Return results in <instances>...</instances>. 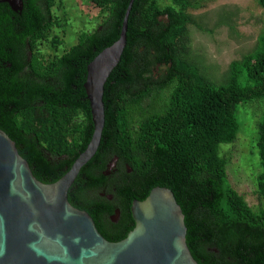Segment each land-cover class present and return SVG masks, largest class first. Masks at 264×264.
<instances>
[{
    "label": "trees",
    "instance_id": "obj_1",
    "mask_svg": "<svg viewBox=\"0 0 264 264\" xmlns=\"http://www.w3.org/2000/svg\"><path fill=\"white\" fill-rule=\"evenodd\" d=\"M44 1L50 11L58 0ZM91 1L109 13L106 20L47 59L48 65L40 45L50 42L57 50L63 39L42 26L39 0H24L25 16L16 20L8 8L7 24L12 25L0 21V128L44 183L61 179L92 139L87 68L120 38L130 2ZM171 1L162 7L159 0H135L127 47L106 84L102 142L71 186L69 200L91 214L98 200L89 199L87 190L107 180L113 185L110 193L120 191L129 199L144 200L154 187H169L183 208L187 242L201 264H264V206H254L236 188L223 152L241 133L239 106L264 98V31L257 49L234 60L225 81L218 83L186 56L190 11L206 0ZM259 4L264 9V0ZM24 21L27 30L18 36L23 29L18 22ZM24 41L32 52L26 72ZM163 66L168 74L165 70L156 79L155 70ZM258 127L263 171L257 192L264 197V116ZM115 156L119 161L112 166Z\"/></svg>",
    "mask_w": 264,
    "mask_h": 264
},
{
    "label": "water",
    "instance_id": "obj_2",
    "mask_svg": "<svg viewBox=\"0 0 264 264\" xmlns=\"http://www.w3.org/2000/svg\"><path fill=\"white\" fill-rule=\"evenodd\" d=\"M1 2L15 10L24 6V0ZM134 2H129L120 38L88 65L85 89L94 132L61 179L51 184L39 180L16 141L0 128V264H201L187 242L183 208L169 187L156 186L144 200L134 201L135 228L117 242L107 239L91 214L69 200L71 186L102 142L106 84L127 47Z\"/></svg>",
    "mask_w": 264,
    "mask_h": 264
},
{
    "label": "rangeland",
    "instance_id": "obj_3",
    "mask_svg": "<svg viewBox=\"0 0 264 264\" xmlns=\"http://www.w3.org/2000/svg\"><path fill=\"white\" fill-rule=\"evenodd\" d=\"M162 7L171 0H159ZM55 16L64 23L51 35L60 36L63 44L58 50L51 43L43 44L45 57L62 54L79 41L83 32L98 29L109 13L103 12L91 0H58ZM193 23L186 33V56L197 62L213 81H225L230 64L255 51L264 31V9L259 0H206L192 8ZM241 133L233 144L224 146L229 160L228 171L236 188L245 194L254 206H264V197L258 194V177L262 170L257 140L259 122L264 116V98L242 103L239 106Z\"/></svg>",
    "mask_w": 264,
    "mask_h": 264
},
{
    "label": "flooded vegetation",
    "instance_id": "obj_4",
    "mask_svg": "<svg viewBox=\"0 0 264 264\" xmlns=\"http://www.w3.org/2000/svg\"><path fill=\"white\" fill-rule=\"evenodd\" d=\"M40 3V10L43 11V14L45 16H42V20L44 21L43 27L48 28L50 32H53L56 30V28H59V24L57 23V16H55L54 7L53 6L49 11V5H46V2L43 0H39ZM10 9L12 12H14L16 15H12V20L17 19V15H20L24 17V6L23 9L15 10L10 3L8 2H1L0 3V21L5 25H12L7 24L8 16L7 9ZM4 12V13H3ZM27 23L24 21V24L18 25L22 26L23 29L18 31V36H22L24 32L27 30ZM21 40V39H20ZM25 41L23 42L24 45ZM28 46V40L26 41ZM50 43V42H49ZM24 45V52L28 55L27 58V65L25 67V72L29 69L28 62H30L32 58V52H28V47ZM43 45H40V49ZM52 48H54L51 45ZM58 50V49H57ZM56 55L48 56H42L44 58V64L48 65L47 59L54 58ZM158 70V69H157ZM157 70H155L154 75L156 79L161 78V75L159 73H156ZM166 74H168V70L165 71ZM34 77V76H33ZM52 83H56L57 77H53L50 80ZM119 161V157L115 156L114 163L112 166L116 165V163ZM131 171V169H129ZM108 174V173H107ZM113 189V185L110 180H107V183L102 185L99 188L87 190V197L91 200H98L90 209L91 216L94 218L96 225L99 229V231L102 233L104 232L107 236L111 238H119L124 239L128 236V234L135 228L136 222L133 217L132 212V206L136 199H129L124 193L118 192L119 195L116 196L112 193H110V190ZM117 191V188L115 189ZM121 194V195H120ZM133 195V192H132ZM123 237V238H121Z\"/></svg>",
    "mask_w": 264,
    "mask_h": 264
}]
</instances>
